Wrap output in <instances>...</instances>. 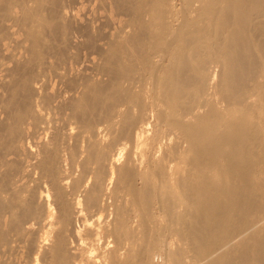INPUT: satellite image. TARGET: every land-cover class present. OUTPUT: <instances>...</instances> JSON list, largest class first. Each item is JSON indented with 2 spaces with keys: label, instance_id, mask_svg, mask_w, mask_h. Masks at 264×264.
Here are the masks:
<instances>
[{
  "label": "bare ground",
  "instance_id": "1",
  "mask_svg": "<svg viewBox=\"0 0 264 264\" xmlns=\"http://www.w3.org/2000/svg\"><path fill=\"white\" fill-rule=\"evenodd\" d=\"M0 264H264V0H0Z\"/></svg>",
  "mask_w": 264,
  "mask_h": 264
}]
</instances>
